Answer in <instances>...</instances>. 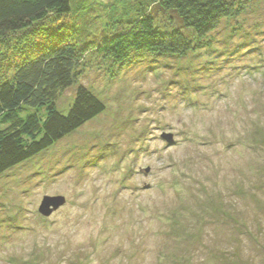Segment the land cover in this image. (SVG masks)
<instances>
[{"label": "rangeland", "instance_id": "obj_1", "mask_svg": "<svg viewBox=\"0 0 264 264\" xmlns=\"http://www.w3.org/2000/svg\"><path fill=\"white\" fill-rule=\"evenodd\" d=\"M94 2L90 33L121 13ZM244 5L185 57L86 54L106 110L0 175V264H264V0Z\"/></svg>", "mask_w": 264, "mask_h": 264}, {"label": "trees", "instance_id": "obj_2", "mask_svg": "<svg viewBox=\"0 0 264 264\" xmlns=\"http://www.w3.org/2000/svg\"><path fill=\"white\" fill-rule=\"evenodd\" d=\"M118 1L121 13L90 33L94 0H0V175L106 110L78 83L88 52L119 69L148 56L185 57L223 19L245 11L244 0ZM72 87L63 113L58 100Z\"/></svg>", "mask_w": 264, "mask_h": 264}, {"label": "water", "instance_id": "obj_3", "mask_svg": "<svg viewBox=\"0 0 264 264\" xmlns=\"http://www.w3.org/2000/svg\"><path fill=\"white\" fill-rule=\"evenodd\" d=\"M165 138L169 141L172 142V137L171 135H166ZM149 169H146V172H148ZM65 203V199L63 196H44L43 200L41 202V205L39 206V212L43 216H49L58 209L60 206H62Z\"/></svg>", "mask_w": 264, "mask_h": 264}]
</instances>
